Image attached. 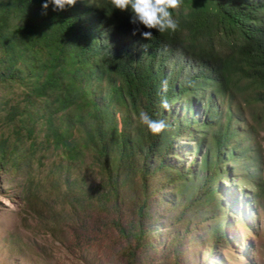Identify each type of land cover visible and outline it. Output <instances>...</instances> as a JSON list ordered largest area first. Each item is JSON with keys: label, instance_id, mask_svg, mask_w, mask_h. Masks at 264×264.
Instances as JSON below:
<instances>
[{"label": "trees", "instance_id": "trees-1", "mask_svg": "<svg viewBox=\"0 0 264 264\" xmlns=\"http://www.w3.org/2000/svg\"><path fill=\"white\" fill-rule=\"evenodd\" d=\"M243 80L257 91L254 100L264 102V0H0V92L6 96L20 87L32 107L45 100L46 143L53 138L63 143L68 157L77 155L66 142L77 124L76 132L84 135L114 182L103 197L116 194L119 177L132 182L135 170L140 169L145 190L149 178L162 175L158 191L185 197L180 215L203 197L219 210L221 218L212 230L217 240L225 222L220 183H230L225 181L227 164L251 154L250 146L241 145L245 132L234 124L241 122V107L230 95ZM51 95L58 108L47 103ZM5 96L0 109L8 104ZM178 102L182 110L174 109ZM70 107L87 108V117L65 129L55 125V114ZM117 107L124 114L122 128ZM127 110L140 118L135 138ZM6 113L14 120L27 110L10 106ZM23 129L28 138L34 133L25 124L15 131L18 141ZM181 140L197 143L193 156L199 160L192 159L187 168L176 161ZM208 141L212 148L199 154ZM7 143L0 142L4 163L17 150V144ZM145 211L142 202L129 234L116 224L134 240L135 247L126 253L128 264H135L136 250L152 246Z\"/></svg>", "mask_w": 264, "mask_h": 264}, {"label": "rangeland", "instance_id": "rangeland-1", "mask_svg": "<svg viewBox=\"0 0 264 264\" xmlns=\"http://www.w3.org/2000/svg\"><path fill=\"white\" fill-rule=\"evenodd\" d=\"M248 86V81L243 80L230 92L234 106L241 107V122H234L240 132H245L241 145L250 146L251 154L227 164L229 180L225 181L231 184L220 183L225 222L219 240L212 234L221 218L219 210L203 197L200 204L180 215L186 208L185 197L177 195L176 199L168 191H158L162 175L149 178L145 190L141 187L142 173L135 170L132 182L119 177L114 184L119 185L116 194L103 197L101 193H106L114 182L107 177L95 151L86 145L84 135L76 132L77 124L71 130L73 135L66 139L78 152L70 158L62 142L56 144L50 138L46 143V124L41 117L46 111L44 99L32 107L23 100L20 87L6 96L0 92V97L8 100L0 109V142L17 144L15 155L9 160L4 163L0 157V264H128L126 253L135 247L134 240L122 235L116 224L129 234L142 202L148 214L144 222L149 226L152 246L136 250L135 264H264V102H256L257 91ZM53 98L51 95L47 100L51 109L59 106ZM246 101L250 103L246 105ZM180 103H176L175 110L177 106L182 110ZM10 106L27 113L8 120L6 112ZM87 111L63 109L55 114L54 124L65 129L66 124L87 117ZM30 114H35L32 121ZM123 116L117 107L119 128L123 126ZM221 116L222 120L226 117ZM129 118L128 129L135 138L140 118L131 113ZM25 124L34 133L28 138L23 129L18 141L15 131ZM32 143L34 146L30 147ZM183 144H189V149L181 148ZM195 144L178 142L179 167L187 168L192 159L199 160L198 155L193 156ZM207 147L212 148L209 141L199 154ZM137 160L143 163L140 157ZM111 161L112 157L107 160ZM194 167L196 170L197 163L191 165ZM199 173L204 175L202 170Z\"/></svg>", "mask_w": 264, "mask_h": 264}, {"label": "clouds", "instance_id": "clouds-1", "mask_svg": "<svg viewBox=\"0 0 264 264\" xmlns=\"http://www.w3.org/2000/svg\"><path fill=\"white\" fill-rule=\"evenodd\" d=\"M73 1L76 2V3H78V4H82L84 2H91L92 0H82V1H80V0H73ZM174 4H176V3L174 2ZM103 36L105 38L106 34H104Z\"/></svg>", "mask_w": 264, "mask_h": 264}]
</instances>
